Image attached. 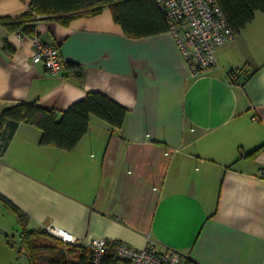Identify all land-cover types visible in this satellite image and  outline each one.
I'll use <instances>...</instances> for the list:
<instances>
[{
	"label": "crops",
	"instance_id": "crops-1",
	"mask_svg": "<svg viewBox=\"0 0 264 264\" xmlns=\"http://www.w3.org/2000/svg\"><path fill=\"white\" fill-rule=\"evenodd\" d=\"M30 10L31 0H0V114L21 102L62 112L98 91L127 116L120 128L92 116L71 150L18 127L0 155V195L28 228L79 246L153 239L196 264H264V12L195 76L171 32L130 36L108 8L37 21L64 60L52 74L33 62L31 36L3 22Z\"/></svg>",
	"mask_w": 264,
	"mask_h": 264
},
{
	"label": "trees",
	"instance_id": "trees-1",
	"mask_svg": "<svg viewBox=\"0 0 264 264\" xmlns=\"http://www.w3.org/2000/svg\"><path fill=\"white\" fill-rule=\"evenodd\" d=\"M216 2L235 36L254 21L258 12H264V0ZM104 8L110 9L115 21L130 36L145 37L168 31L165 13L156 0H31L28 14L14 20L4 19L3 22L13 32L33 36L36 33L35 24L40 19L57 17L62 23L68 24L81 14L97 13ZM73 65L77 74L82 75V68ZM232 74L235 75V72ZM92 116L120 128L125 122L127 109L98 91L88 93L62 112L43 108L37 102H21L8 107L0 114V155L22 123L35 125L42 131L41 144L71 150L87 133ZM0 200L7 202L6 205L16 217L17 231L31 264H92V252L88 246L63 240H59L60 245L41 242L40 238L51 236L50 232L47 229H29L28 217L1 195ZM110 258L113 264H117L115 253L110 252Z\"/></svg>",
	"mask_w": 264,
	"mask_h": 264
},
{
	"label": "built area",
	"instance_id": "built-area-1",
	"mask_svg": "<svg viewBox=\"0 0 264 264\" xmlns=\"http://www.w3.org/2000/svg\"><path fill=\"white\" fill-rule=\"evenodd\" d=\"M156 1L164 11L168 31L175 37L193 75L218 67L217 52L221 46L235 38V33L216 0ZM16 34L20 39L26 37L22 32ZM31 42L35 64H42L52 74L64 70V60L58 46L43 41L38 33L31 36ZM47 230L64 242L77 243L72 234L51 227ZM87 246L92 252V264H113L110 252L115 253L117 264H196L176 250L160 251L153 239L148 240L143 248L105 238H93Z\"/></svg>",
	"mask_w": 264,
	"mask_h": 264
},
{
	"label": "rangeland",
	"instance_id": "rangeland-1",
	"mask_svg": "<svg viewBox=\"0 0 264 264\" xmlns=\"http://www.w3.org/2000/svg\"><path fill=\"white\" fill-rule=\"evenodd\" d=\"M0 210L3 215V218L1 217L3 220L0 221V264H31L25 253L24 244L19 237L17 231L18 226L15 222L14 216L5 211L1 205ZM5 231H7L8 237L6 236ZM50 235L51 236L41 237L40 241H46V244H61L59 241L62 240L61 238L51 232Z\"/></svg>",
	"mask_w": 264,
	"mask_h": 264
}]
</instances>
